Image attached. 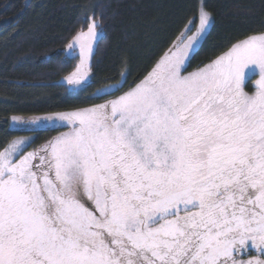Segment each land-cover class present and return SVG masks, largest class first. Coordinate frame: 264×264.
I'll use <instances>...</instances> for the list:
<instances>
[{"label": "snow or ice", "instance_id": "6c2138e0", "mask_svg": "<svg viewBox=\"0 0 264 264\" xmlns=\"http://www.w3.org/2000/svg\"><path fill=\"white\" fill-rule=\"evenodd\" d=\"M197 19L114 99L12 117L69 130L0 150V264H264V31L188 72L213 18ZM85 21L67 45L83 57L72 85L101 26Z\"/></svg>", "mask_w": 264, "mask_h": 264}, {"label": "trees", "instance_id": "16d2710c", "mask_svg": "<svg viewBox=\"0 0 264 264\" xmlns=\"http://www.w3.org/2000/svg\"><path fill=\"white\" fill-rule=\"evenodd\" d=\"M201 0H0V150L18 136L31 137L32 149L66 127L15 124L52 113L90 107L111 100L151 70L191 22H197ZM213 22L197 45L188 70L216 59L231 44L264 31V0H204ZM97 20L91 80L72 90L62 77L77 58L65 46L86 30L85 12ZM127 83L113 95L98 89ZM252 87H249L251 90ZM259 255L251 251L244 259ZM264 258V257H261Z\"/></svg>", "mask_w": 264, "mask_h": 264}, {"label": "rangeland", "instance_id": "374dc122", "mask_svg": "<svg viewBox=\"0 0 264 264\" xmlns=\"http://www.w3.org/2000/svg\"><path fill=\"white\" fill-rule=\"evenodd\" d=\"M199 8L201 9V8H203L205 11H208L205 7H204V0H201V2H200V5H199ZM199 9V10H200ZM209 12V11H208ZM210 13V12H209ZM211 14V13H210ZM198 15H199V12H198V14H197V17H198ZM212 16V15H211ZM94 19V18H93ZM212 22H213V19H212V21H211V24H212ZM190 25V24H189ZM188 25V26H189ZM198 26H199V21H198V19H197V22L196 23H193L192 24V32L191 33H189V34H193V33H195V31L197 30V28H198ZM80 31H87V29L86 30H80ZM80 31H78V32H80ZM208 31H209V29H208ZM102 33V30L98 27L97 28V37H96V39H95V41H93V44H92V54H93V51L95 50V48H96V45H95V43H96V40H97V38L100 36V34ZM78 34V33H77ZM76 35V34H75ZM75 37V36H74ZM73 37V38H74ZM73 38L68 42V44L69 43H71V42H73ZM67 44V45H68ZM67 45L65 46L66 48H65V52H66V55L67 56H74V57H76L77 58V61H76V65H75V69L74 70H72L68 75H65V76H63L61 79H62V81L64 82V83H66V84H68L69 86H70V88L72 89V90H80V88L87 82V81H89V80H91V74H92V67H91V63H92V60H93V56H92V54H91V56L88 58V60H87V62H86V67L88 68V75H87V79L82 83V84H80V85H72V84H69L68 82H67V77L69 76V75H71L72 73H74L76 70H77V68L80 66V63H81V59H83V57L80 55V49H79V45L77 44V45H75L74 46V48L73 49H71V50H69L68 48H67ZM224 54V53H223ZM222 55V54H221ZM215 60V59H214ZM214 60H212V61H214ZM212 61H210V63L212 62ZM206 64H208V63H206ZM206 64H204V65H200V66H197V67H194V68H191V69H189L188 70V66H187V71L188 72H192V71H195V70H197L198 68H201V67H203V66H205ZM255 79H258V76H256L255 75V73H252L250 76H249V80H250V83L248 84V89L247 90H249V87H252V89L251 90H249V91H252L253 90V85H254V83H255ZM137 82H139V81H137ZM136 82V83H137ZM116 84H118V83H116ZM116 84H114L113 83V85H116ZM110 86H112V85H110ZM110 86H106L105 88H103V89H108L109 91H111V88H110ZM133 86V85H132ZM132 86H130V87H132ZM129 88H127V89H125V91H127ZM122 94V93H121ZM120 94V95H121ZM119 95V94H118ZM118 95H116V96H118ZM115 96V97H116ZM114 97V98H115ZM113 98V99H114ZM107 101V100H106ZM106 101H103V103H105ZM99 104V103H98ZM101 104V103H100ZM93 105H96V104H93ZM91 107V106H90ZM82 108H87V107H82ZM82 108H80V109H82ZM75 110H78V109H71V110H68V112H71V111H75ZM67 112V111H66ZM42 117V116H41ZM46 127H48V128H50V126H46ZM61 128V127H60ZM69 129L66 127L65 129H63V130H61L62 132H66V131H68ZM61 132V133H62ZM30 138V137H29ZM28 138L27 137H24V136H18V138H16V139H14L13 141H18V140H27ZM13 141H11L9 144H11ZM8 145V144H7ZM33 147H31V148H28L27 150L28 151H32V150H34V149H32ZM250 259V258H249Z\"/></svg>", "mask_w": 264, "mask_h": 264}]
</instances>
